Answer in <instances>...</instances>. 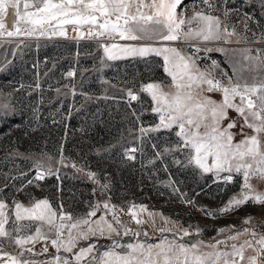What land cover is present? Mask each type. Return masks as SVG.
Listing matches in <instances>:
<instances>
[{"label": "rangeland", "instance_id": "rangeland-1", "mask_svg": "<svg viewBox=\"0 0 264 264\" xmlns=\"http://www.w3.org/2000/svg\"><path fill=\"white\" fill-rule=\"evenodd\" d=\"M15 11L9 8V14L3 18L5 29L0 30L4 32L0 35V202L7 205L5 212L9 221L5 228L12 237L34 234L40 222L21 221L19 223L31 227L13 231L15 202L27 207L46 199L58 214H70L73 220L86 218L99 205L96 216L90 219L105 217L119 235L109 234L105 225L103 236L97 232L84 240L77 237L79 230L73 229L72 235L77 237L73 251L57 252L51 245L55 231L49 232L44 225L42 231L48 240L29 242L24 248L17 246L12 238H0V257H3L0 264H10L4 253L34 264H44L58 255L68 259L69 264H76L73 254L90 245H95L93 251L82 258L80 264L95 263L96 254L113 249L115 243L121 245L114 248L117 252L128 249L116 241L119 237H132L133 244L145 245L167 239L174 247L189 246L176 238L196 235L199 239L193 243L196 244L195 255L204 257L209 251L221 249L232 253L235 251L231 250L232 246L238 243L236 247L242 249L243 259L231 255L222 258L229 259L230 264L232 261L251 264L252 259L257 258L258 264H264V253L256 243L264 238V203L249 200L239 207L221 211L233 197L241 198L242 172H204L194 162H189L194 152L176 135L178 127L151 130L159 125V114L153 111L156 105L143 87L158 83L165 93L176 91L162 60L149 56L109 62L101 47L115 43L176 48L195 61L193 75L198 77L204 73L206 78L218 80L231 74L229 65L219 57L218 49H224L237 65L233 69L237 70L239 80L258 83L264 79V64L244 57L259 56L264 61V0H181L177 18L184 19L186 24L176 41L90 37L88 25L79 31L75 30L76 26L66 25V36L51 35L49 31L43 36L9 37L6 32L15 31ZM197 12L219 18L221 39L203 41L199 37H185L189 27H198L192 21ZM248 15L253 16L252 22ZM225 27L235 35L227 36L223 32ZM207 48L212 51H205ZM212 61H216L218 67ZM208 88L206 83L193 84L186 90L191 91L193 97L188 104L195 109L197 103H204V98L209 96L221 103L222 92H209ZM129 91L137 96L136 100L131 99ZM205 115L208 119L201 123V133L210 132L213 126L210 112L205 111ZM227 116L220 127L225 128L226 123L235 121L236 127L229 130L233 133V144L245 136L255 135L252 129L243 126V119L234 110L228 109ZM260 139L264 150V133L260 134ZM211 163L209 157L208 164ZM38 172L43 173L41 179H37ZM89 173H94V177ZM228 176L232 177L230 181L226 179ZM249 183L254 193L264 194V179L253 176ZM104 203L114 208L105 209ZM132 205L136 206L137 218L144 221L142 225L128 214ZM113 212L119 224L113 219ZM150 212L156 215L150 218ZM185 230L188 235L184 234ZM232 236L237 238L229 239ZM67 238L65 229L62 239ZM136 255L143 259L140 253ZM169 255H177V252Z\"/></svg>", "mask_w": 264, "mask_h": 264}, {"label": "snow or ice", "instance_id": "snow-or-ice-1", "mask_svg": "<svg viewBox=\"0 0 264 264\" xmlns=\"http://www.w3.org/2000/svg\"><path fill=\"white\" fill-rule=\"evenodd\" d=\"M180 3L181 0H0V30L5 29L3 18L9 14V8H12L16 10L17 19L14 22L15 31L6 32L9 37H31L37 34L43 36L49 34V31H51V35L66 36L64 26L73 25L76 26L75 30L79 31L80 28L88 25L90 26L88 32L90 37L119 36L121 40L130 41L145 39L176 41L180 38L179 32L182 26L186 24L184 19L177 18L176 10ZM21 5L23 10H21ZM146 9L147 11H145ZM192 21H195L198 27L196 29L189 27L185 33L186 38L199 37L203 41L221 39V21L219 18L197 12L192 17ZM187 23L191 24V21ZM223 32L229 37L235 35L234 31L229 32L226 27ZM0 35H4V32L0 31ZM101 47L110 60L126 56L144 57L149 54L163 56L164 71L171 77L176 91L174 94L165 93L158 83H148L143 87V91L151 95V99L156 105L153 111L159 114V125L151 130L178 127L179 130L176 135L180 137L185 147H189L194 152L189 162H194L204 172H242L241 198L233 197L230 199L228 205L221 209L222 212L231 210L233 207H239L249 200L254 203H264V194L254 193L252 185L249 183L253 176L264 179V150H262L260 139V134L264 133V79L258 83L249 84L246 81L244 83L239 81L232 83L231 78H229L231 87H227L223 86L218 79L206 78L204 73H200L198 77L193 75L192 68L195 66V61L192 60V57H185L176 48L153 47L151 45L121 46L115 43L111 45L102 44ZM218 50L222 51V49ZM196 51L198 52L200 49H196ZM205 51L211 52L212 49L207 48ZM244 59L259 61L260 64H264L259 56H245ZM212 64L218 67L216 61H212ZM200 83L208 84L207 90L209 92L221 91L223 94L222 102L217 103L205 97L204 103H197L195 109L191 107L188 101L193 99L192 93L186 90L191 89L193 84L199 85ZM128 95L132 100L137 99V96L131 91ZM170 95L171 99H169ZM237 98H239V104L234 103ZM209 105L211 107H208ZM4 107L6 108L7 105ZM228 109L234 110L243 119V126L252 129L255 135L245 136L243 140L233 144V133L229 130L236 127L235 121L229 122L223 129L220 128V122L228 118ZM205 111L210 112L213 126L210 132L201 133L199 131L201 123L208 119ZM195 117H199V121ZM243 126L241 131H243ZM141 131L146 132L147 130L141 129ZM167 150L165 149V151ZM131 151L134 152L135 149H131ZM209 157L212 158L211 165L208 164ZM234 161L235 163H233ZM94 175V173H89L90 177H94ZM42 177L43 173L38 172L37 179ZM226 179L230 181L232 177L228 176ZM104 187L106 188L107 185ZM6 207L5 203L0 202V238H12L20 248H24L29 242L48 240L47 234L42 231L44 225L48 226L49 232L55 231V238L51 239V245L57 252L63 249V251L71 253L76 246L77 237L87 240L89 235L94 236L97 232L103 236L106 230L105 225L109 234L116 232L119 235L117 229L105 217L102 216L95 221L90 219L96 216L99 205L89 212L86 218L73 220L70 214L63 212L58 214L52 209L48 200L42 199L27 207L22 203L15 202V227L13 231L20 232L31 227V225L19 223L21 221L40 223L36 226L34 234L12 237L11 232L5 228L9 221V216L5 212ZM103 207L105 209L114 208L108 203H104ZM140 207L143 210V206ZM135 209L136 206L132 205L128 214L132 216L135 223L142 225L144 221L137 218L138 213ZM154 215L156 214L149 213L150 218ZM206 215H210V213H206ZM113 219L116 223H120L115 212H113ZM56 220H59L60 223L56 224ZM64 221H71V223L66 224ZM165 222H168L167 219ZM84 228L86 230H81ZM65 229L68 230L67 240L62 239ZM73 229L79 230L77 237L72 235ZM166 230L160 229V231ZM220 231L223 232L224 229H220ZM124 234H128L127 229H125ZM184 234L188 235V232L185 230ZM144 235L147 233L145 232ZM236 238V236L229 237V239ZM256 243L260 245L259 251L264 253V238L256 241ZM171 244L172 242L167 239L155 245L128 244L126 247L130 251L121 254L114 250L121 245L115 243L113 249L105 251L97 259V264H207V258L194 254L196 244H192L190 247L184 244L173 247ZM212 246L215 247V245ZM94 247L95 245H90L74 253L76 264H80L82 258L91 253ZM232 247L235 249L232 253H216L211 264H220L222 256H239L243 259L242 249L237 248L236 245ZM27 251L31 252L32 249H27ZM43 251L46 253L47 247ZM174 252L179 254L169 255ZM136 253H140L143 259H140ZM4 255L8 256L10 264H34V262L27 260L19 261L8 253H4ZM2 258L0 257V259ZM44 264H69V260L58 255L52 261H45ZM224 264H230V262L225 259ZM231 264H235V261H232ZM251 264H258L257 258H253Z\"/></svg>", "mask_w": 264, "mask_h": 264}, {"label": "crops", "instance_id": "crops-1", "mask_svg": "<svg viewBox=\"0 0 264 264\" xmlns=\"http://www.w3.org/2000/svg\"><path fill=\"white\" fill-rule=\"evenodd\" d=\"M220 59L222 60V61H224L225 62V64H227V66L229 65V68H230V71H231V74H230V77H227V78H225L224 80H223V77H221L222 78V80L220 79V82H221V84L223 85V86H227V87H231V84L229 83V78H231V81H232V83H235V82H237V81H239V82H241V83H244L243 81H241V80H239V74L237 73V70H235V72H234V69L233 68H236V67H234V66H237L236 64H235V62H233L232 61V59L230 58V56L228 55V51L226 50V51H224V49L222 50V51H220ZM149 56H156V57H158V58H160L161 60H162V62H163V64H164V60H163V56H157V55H155V54H149V55H147V56H144V57H140V56H135V57H123V58H118V59H109L108 61L109 62H121V61H126V60H132V59H141V58H147V57H149ZM107 57V56H106ZM208 98H210V99H213L212 97H208ZM235 103H237V104H239V98H237L235 101H234ZM227 126V123L225 124V127ZM223 127H224V125L222 126V127H220L221 129H223ZM236 246L237 245H239L238 243H236L235 244ZM189 247H190V245H189ZM230 248V247H229ZM123 249H121V250H119V252L121 253V254H123L121 251H122ZM128 249H126V251H127ZM231 250H235V249H231ZM125 251V252H126ZM227 249H221V250H216V251H209V253H207V254H205L204 255V258H207V260H209L208 261V263L209 264H211V262H212V260L213 259H215V254L216 253H227ZM177 254H179L178 252H177ZM102 254H96V256H95V258H99L100 256H101ZM224 260H225V258H222L221 257V260H220V262H224ZM227 260H229V259H227ZM87 264H97V262H95V263H92V262H88Z\"/></svg>", "mask_w": 264, "mask_h": 264}, {"label": "water", "instance_id": "water-1", "mask_svg": "<svg viewBox=\"0 0 264 264\" xmlns=\"http://www.w3.org/2000/svg\"><path fill=\"white\" fill-rule=\"evenodd\" d=\"M199 239V236H193V237H182L180 239H177L180 242H186L189 245H192L193 243H195L197 240ZM116 241L122 243L123 245H128V244H133L134 243V238L132 237H125V238H116ZM126 249H123L121 252L124 253Z\"/></svg>", "mask_w": 264, "mask_h": 264}, {"label": "built area", "instance_id": "built-area-1", "mask_svg": "<svg viewBox=\"0 0 264 264\" xmlns=\"http://www.w3.org/2000/svg\"><path fill=\"white\" fill-rule=\"evenodd\" d=\"M247 17H248L249 21H251V22L254 20L252 15H248Z\"/></svg>", "mask_w": 264, "mask_h": 264}, {"label": "bare ground", "instance_id": "bare-ground-1", "mask_svg": "<svg viewBox=\"0 0 264 264\" xmlns=\"http://www.w3.org/2000/svg\"><path fill=\"white\" fill-rule=\"evenodd\" d=\"M134 233V232H133Z\"/></svg>", "mask_w": 264, "mask_h": 264}]
</instances>
